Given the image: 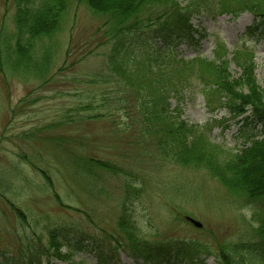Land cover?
Here are the masks:
<instances>
[{
    "label": "rangeland",
    "instance_id": "rangeland-1",
    "mask_svg": "<svg viewBox=\"0 0 264 264\" xmlns=\"http://www.w3.org/2000/svg\"><path fill=\"white\" fill-rule=\"evenodd\" d=\"M26 1L0 0V264H147L122 249L111 251L114 238L126 242L120 222L124 202L139 240L153 249L193 241L213 254L194 264H221L215 253L223 261L226 243L261 248L263 198L232 193L203 167L179 166L163 155L155 138L143 134L142 104L152 94L125 79L140 63L134 72L113 70L109 57L120 51L123 58L125 50L105 36L108 17L96 14L85 0H69L61 29L35 40L31 62H20L16 16ZM252 21L247 13L235 19L199 16L192 20L198 35L173 34L163 42L148 24L123 37L135 47L131 61L156 58L157 52L166 61L170 53L206 59L210 70L216 66L214 37L230 51L245 43L255 50L254 79L264 97V33L246 36ZM143 39L150 42L147 58L136 46ZM226 53L217 62L219 70L233 58ZM206 68L207 80L214 82ZM227 68L234 79L243 72L233 61ZM190 86L181 100H170V109L188 125H212V141L228 148H242L254 136L264 138V120L251 111L235 116L225 95L224 109L212 114L200 81ZM80 158L107 161L117 172L93 168L86 174L75 165ZM54 230L71 259L43 257ZM81 239L84 248L70 252L67 245L74 247Z\"/></svg>",
    "mask_w": 264,
    "mask_h": 264
},
{
    "label": "trees",
    "instance_id": "trees-1",
    "mask_svg": "<svg viewBox=\"0 0 264 264\" xmlns=\"http://www.w3.org/2000/svg\"><path fill=\"white\" fill-rule=\"evenodd\" d=\"M85 2L95 13L108 17L103 25L108 27L105 36L117 39L120 48L125 50L123 58L119 57L120 51L115 56L112 54L109 57L110 64L114 65L113 70L118 73L134 72V64L140 63L135 66L137 67L135 74L127 73L125 79L131 87L136 85L145 87L154 95L152 98L148 97L149 100L142 104L146 127L143 134L155 138L159 150L167 159H173L174 163L183 167H203L232 193H244L251 199L264 200V140H253L237 151L224 150L223 146L211 141L212 127L209 124L188 125L170 109V99L181 100L184 92L186 94L189 90L184 89L198 79L205 86L201 91L206 97L208 106L214 108L216 102L223 103L221 100L226 96L229 103L227 105L232 111L244 113L250 108L254 116L264 120V97L255 83L252 66L255 55L244 51L243 48L239 49L233 53L232 59L224 61L227 66H220V70L218 61L227 51L224 45H219L215 51L216 66H213V70L205 67L208 63L206 59H178L170 53H167L169 56L166 61L161 60V56L154 60L131 61L130 54L135 47L130 44L131 41L123 37L125 34H134L151 27L147 26L148 24L152 25L157 35L164 40L177 33L186 35L192 29L189 23L190 17L195 12L207 11L206 7L211 5H213L212 12L248 10L259 19L260 26H264V0H188L185 5L180 0H85ZM68 4L69 0H30L25 2L24 8H18L15 35L18 37L16 54L19 61L27 60L30 63L35 40L50 38L60 30L61 18H64ZM155 7V12L152 13L151 10ZM144 16L147 19H144ZM142 41L136 46L144 58L146 56L143 53L148 51L146 47L148 40ZM231 61L243 70L235 79L227 72ZM39 64L36 63L35 66ZM205 68L211 71L209 73L213 75L211 79L214 82L207 80ZM40 70H43L42 66ZM224 89L228 93L222 92ZM218 91L220 95L216 94ZM93 166L114 172V167L105 161L89 160L79 167L80 170L90 171ZM17 212L22 215L20 210ZM131 221L125 211L120 220L121 230L126 235L124 246L132 251L130 252L132 256L156 264L162 253L149 252L147 243L139 240L136 227ZM261 238L264 241L263 235ZM48 244L49 248L43 253L47 258L70 259L61 252L64 244L55 231L50 233ZM118 244L121 245L122 241L118 240ZM222 251L225 255L224 260L221 261L223 264H264V248L259 250L250 243H226ZM184 253L176 252L174 259L177 261L179 258H185ZM202 253V249L198 250L191 259ZM25 264H34V260ZM38 264H41L40 260Z\"/></svg>",
    "mask_w": 264,
    "mask_h": 264
},
{
    "label": "water",
    "instance_id": "water-1",
    "mask_svg": "<svg viewBox=\"0 0 264 264\" xmlns=\"http://www.w3.org/2000/svg\"><path fill=\"white\" fill-rule=\"evenodd\" d=\"M190 220H191V219H190ZM192 222H194L196 225L200 226V224H198L197 222H195V221H193V220H192Z\"/></svg>",
    "mask_w": 264,
    "mask_h": 264
}]
</instances>
